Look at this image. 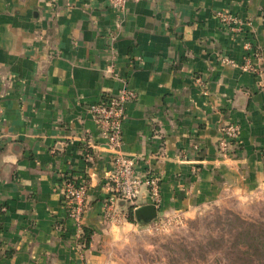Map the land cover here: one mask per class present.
<instances>
[{
  "label": "crops",
  "instance_id": "1",
  "mask_svg": "<svg viewBox=\"0 0 264 264\" xmlns=\"http://www.w3.org/2000/svg\"><path fill=\"white\" fill-rule=\"evenodd\" d=\"M223 11L241 33L222 25ZM247 57L255 70H243ZM126 82L137 99L122 153L160 177L156 218L264 189V0H141L123 13L110 0H0V264H105L114 236L156 220L130 222L121 200L124 218L105 217L113 150L89 108ZM227 123L241 131L226 158ZM65 174L89 181L86 249ZM149 205L144 188L134 211Z\"/></svg>",
  "mask_w": 264,
  "mask_h": 264
},
{
  "label": "rangeland",
  "instance_id": "2",
  "mask_svg": "<svg viewBox=\"0 0 264 264\" xmlns=\"http://www.w3.org/2000/svg\"><path fill=\"white\" fill-rule=\"evenodd\" d=\"M106 252L105 264H264V189L121 230Z\"/></svg>",
  "mask_w": 264,
  "mask_h": 264
},
{
  "label": "built area",
  "instance_id": "3",
  "mask_svg": "<svg viewBox=\"0 0 264 264\" xmlns=\"http://www.w3.org/2000/svg\"><path fill=\"white\" fill-rule=\"evenodd\" d=\"M141 0H110V7L117 13L127 10L130 3ZM217 17L223 26L234 33H241L243 22L237 16L227 12H219ZM225 64H232L228 59H223ZM243 70H255L251 57H247ZM116 78H119L116 76ZM123 82H125L123 80ZM201 86L204 82L197 80ZM137 99L136 92L126 83L114 95L104 96L101 100L90 106L89 110L96 124L101 128L109 147L113 150V172L109 176L111 195L105 204L106 219L115 223L124 218V213L117 207L118 200L125 201L132 206H137V201L145 188L150 202L158 210L161 206L160 177L154 173L141 174L136 168V158L122 153L123 125L126 117V105ZM240 127L234 123L223 124L221 138L218 142V152L222 157H231L239 147ZM89 181L85 175L65 174L62 176V192L68 218L75 223L78 232V247L84 249L82 243V220L88 208ZM134 207V208H135Z\"/></svg>",
  "mask_w": 264,
  "mask_h": 264
},
{
  "label": "water",
  "instance_id": "4",
  "mask_svg": "<svg viewBox=\"0 0 264 264\" xmlns=\"http://www.w3.org/2000/svg\"><path fill=\"white\" fill-rule=\"evenodd\" d=\"M136 218L139 222L149 224L157 216V209L154 205L144 206L135 210Z\"/></svg>",
  "mask_w": 264,
  "mask_h": 264
},
{
  "label": "trees",
  "instance_id": "5",
  "mask_svg": "<svg viewBox=\"0 0 264 264\" xmlns=\"http://www.w3.org/2000/svg\"><path fill=\"white\" fill-rule=\"evenodd\" d=\"M132 207L129 209V212H128V220L130 222L137 223L138 220L136 219L134 207L133 208ZM158 220H159V218H156V220L154 222H157ZM89 241H90V231H87V230L85 231L83 229L82 243L84 245V249H86L88 247Z\"/></svg>",
  "mask_w": 264,
  "mask_h": 264
}]
</instances>
